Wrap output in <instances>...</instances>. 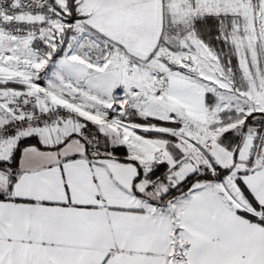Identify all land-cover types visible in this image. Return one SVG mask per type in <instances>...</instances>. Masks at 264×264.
I'll use <instances>...</instances> for the list:
<instances>
[{
  "label": "snow or ice",
  "instance_id": "obj_1",
  "mask_svg": "<svg viewBox=\"0 0 264 264\" xmlns=\"http://www.w3.org/2000/svg\"><path fill=\"white\" fill-rule=\"evenodd\" d=\"M0 264H264V0H0Z\"/></svg>",
  "mask_w": 264,
  "mask_h": 264
}]
</instances>
